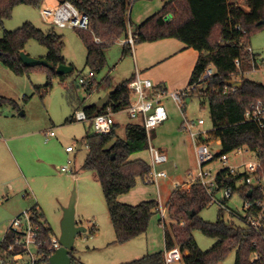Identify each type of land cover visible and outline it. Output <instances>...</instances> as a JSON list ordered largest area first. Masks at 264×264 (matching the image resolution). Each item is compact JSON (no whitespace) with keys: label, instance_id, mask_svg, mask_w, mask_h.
<instances>
[{"label":"trees","instance_id":"obj_1","mask_svg":"<svg viewBox=\"0 0 264 264\" xmlns=\"http://www.w3.org/2000/svg\"><path fill=\"white\" fill-rule=\"evenodd\" d=\"M46 0H0V24L11 17L16 6L25 5L40 8ZM57 3L70 2L80 13L88 16L89 30H75L85 50V66L90 77L102 70L106 62V51L122 39H126L130 20L128 12L137 0H55ZM163 5L137 26L131 34L134 45L152 43L164 39H174L186 49H193L198 58L192 70L186 96L207 102L209 118L212 124L211 136L219 141L220 155L236 149L252 152L264 166V130L244 121L245 112L256 102L264 104V85L245 79V73L257 70L256 57L249 53L251 37L264 29V0H244L248 11L229 0H160ZM173 19L166 22L164 17ZM34 40L47 50L45 60L51 69L43 66L24 67L19 54L26 44ZM98 40L99 42H96ZM64 47L62 36L53 31L43 33L32 24L25 23L14 31H4L0 38V64L16 76L28 75L31 71L46 73L47 82L43 88H35L36 93L51 88V80L63 76L55 74V68L65 65L62 57ZM131 48L123 45V55H130ZM238 63V67L236 65ZM213 74L206 80H200L207 68ZM232 75L242 82L238 89L225 87L224 82ZM107 82V78L105 79ZM130 80L118 84L108 97L105 107L94 104L82 110L88 119L103 114L107 109L112 114L125 110L129 102L127 86ZM85 83L81 86L84 87ZM91 85L86 90H91ZM109 87V85H108ZM157 88L154 93L160 91ZM11 104L12 100L0 96V107ZM79 110V109H76ZM74 110V111H76ZM72 116L65 124L72 123ZM117 125H113L107 135L85 134L87 149L81 169L93 172L102 190L110 224L114 231V244L123 245L129 240L147 231L149 220L157 213L158 202H141L137 205L123 204L118 201L120 195L128 193L137 179H145L149 165L134 155L147 150L146 132L141 123L127 124L124 138L116 134ZM231 180V179H229ZM211 204L210 197L198 185H192L189 192L174 190L167 202L173 223L163 226L164 251L146 255L125 264H165L164 252L177 248L182 254L183 264H218L235 250L234 264H264L263 237L246 227H236L217 220L207 223L198 218L197 213ZM195 211L191 220L186 213ZM34 212L33 221L40 224L41 238L46 241L42 250L44 264H49L52 253L50 239L53 233L38 211L36 205L30 207ZM183 219L184 225L180 226ZM176 223V228L172 224ZM198 230L204 236L216 239L217 243L202 252L192 236ZM12 234L6 232L0 243V249L12 240ZM69 254L71 264H81Z\"/></svg>","mask_w":264,"mask_h":264},{"label":"rangeland","instance_id":"obj_2","mask_svg":"<svg viewBox=\"0 0 264 264\" xmlns=\"http://www.w3.org/2000/svg\"><path fill=\"white\" fill-rule=\"evenodd\" d=\"M229 3L248 11L244 0H229ZM47 5L52 4L45 2L38 9L25 5L16 6L11 17L0 24V38L4 31H14L25 23L32 24L43 33L53 31L56 35L62 36L64 43L62 57L65 65L72 68V72L64 75L63 81L58 77L52 78L51 88L38 94L35 88L44 87L47 82L46 73L31 71L28 75L16 76L0 64V96L12 100L16 105L13 107L11 104H3L0 107V129L3 131L0 133V145H8L12 151V154L7 150V153H0V202L2 195L9 198L0 205V243L11 221L19 214L14 215L10 208L9 202L13 201L11 197L25 202V207L21 211L23 212L35 204L34 196L37 198L39 196L45 207L46 222L53 237L58 238L63 209L67 207L74 192L75 221L86 229L74 242L73 257L77 262L125 264L163 251V227L158 212L151 216L144 234L123 245L113 243L114 231L100 185L93 172L81 169L87 154L84 136L87 133L94 134V131L89 123L65 124L74 110H82L103 98L107 93L108 85H118L123 82V73L128 69L125 66L126 61H121V47L114 44L106 51L104 67L91 78L90 70L85 66L86 50L76 31L52 27L41 18L39 12ZM161 8L160 0L135 1L131 5V12H128L129 31H133ZM146 10L148 12L145 13V17L142 19L137 17ZM250 49L255 54L257 70L247 72L244 77L264 85V29L251 37ZM23 52L36 60L44 59L47 55V50L34 40L26 44ZM233 79L237 80L238 77L235 76ZM83 83H85L84 87L81 86ZM89 84H92L91 90L87 91ZM161 104L166 110L167 120L157 126L154 132H150V143L155 148H161L166 154L168 162L160 166L159 170L165 172L167 177L159 180L157 186L146 184L145 179H137L131 192L123 195H128L129 201L134 203L131 205L149 200L157 201L158 206L160 203L161 207L166 208L164 226H167L173 223L167 205L171 193L174 189L189 192L192 186L189 185L190 175L195 176L197 173L195 143L184 126L193 123L195 125L193 132L205 133L202 137L207 140L205 143L213 154L220 152L221 148L219 142L210 134L212 124L206 101L194 97L184 98L183 109H180L171 98L163 97ZM113 119L119 123L116 134L123 139L125 125L131 121L124 112L115 115ZM199 120L203 121L202 126H197ZM48 131H53L55 137L47 140L45 133ZM14 136L18 137L13 139ZM79 141L82 143L81 150H77ZM68 145L75 149L70 155L65 152ZM136 156L149 162L147 151L133 157ZM227 158L226 165L231 166L252 161L255 155L241 152L237 159L233 154H228ZM62 168H67L69 172H62ZM206 168H209L214 175L221 170L222 165L216 161ZM222 197V191L215 192V200L219 201ZM226 206L242 214V199L238 195L228 200ZM197 216L207 223H215L222 218L225 224L240 228L243 226L237 218L231 217L228 211H221L216 203L199 211ZM180 221V226L184 225L183 219ZM176 223L172 224L175 228ZM192 236L202 252L217 243L216 239L208 238L198 230L193 231ZM32 253L35 254L34 249ZM234 261L235 250L218 264H234ZM172 264H183V262Z\"/></svg>","mask_w":264,"mask_h":264},{"label":"built area","instance_id":"obj_3","mask_svg":"<svg viewBox=\"0 0 264 264\" xmlns=\"http://www.w3.org/2000/svg\"><path fill=\"white\" fill-rule=\"evenodd\" d=\"M40 16L44 22L58 29L66 30H89V19L85 14L80 13L70 2L56 3L55 5L43 6L40 10ZM173 17L167 15L164 17L166 22L171 21ZM99 42L98 40H95ZM130 48L134 45V38L128 31L127 38L123 42ZM251 54V50H248ZM238 67V63H236ZM252 62L251 71H255ZM250 71V72H251ZM213 74L209 67L205 69L200 80H206ZM246 74V73H245ZM236 75H232L233 79ZM236 80V79H234ZM129 102L124 112L131 121H139L142 124L147 137V152L149 154V173L145 178L146 184L158 185V181L165 179L166 173L159 170V167L168 162L167 156L150 143V132L157 126L167 120V113L161 104V98L165 95L164 91L154 93L155 87L150 80L136 74L129 82L128 86ZM188 87L181 91H174L168 94L175 105L183 109V99L186 96ZM233 90V89H232ZM72 121L76 123H89L95 134L107 135L111 132L114 125L113 114L109 109L105 113L88 119L83 110L73 112ZM244 121L256 125L260 130H264V104L256 102L244 114ZM199 120L197 126L203 125ZM195 125L187 123L184 129L189 133L190 138L195 143L197 173L190 175L189 185H198L210 197L211 204L216 203L219 209L229 212L231 217L237 218L242 227H246L251 232L263 237L264 233V166L261 160L256 156L255 159L248 162H241L227 166L228 154H233L237 159L241 152L252 153L244 149H236L228 154L220 152L213 154L205 142H202L203 134L193 132ZM46 139L54 138L53 131L45 133ZM65 152L71 154L73 147H66ZM253 154V153H252ZM219 162L222 165L221 170L212 175V171L207 165L213 162ZM70 164V160L68 161ZM62 172L68 173L67 168H62ZM231 179V180H229ZM188 185V186H189ZM176 190V189H174ZM222 191L221 200H215V192ZM234 195L242 199V214L236 213L227 208V201ZM30 209V208H29ZM29 209L19 213L10 223L7 230L12 234V240L3 249H0V264H44V257L41 253L46 246V241L41 238L40 224L33 221L34 212ZM161 217L162 227L164 226L166 208L161 207L160 203L157 209ZM60 248L58 238L51 237L50 250L53 254ZM35 250V254L32 253ZM182 254L177 248L164 252L165 264H172L182 261Z\"/></svg>","mask_w":264,"mask_h":264},{"label":"crops","instance_id":"obj_4","mask_svg":"<svg viewBox=\"0 0 264 264\" xmlns=\"http://www.w3.org/2000/svg\"><path fill=\"white\" fill-rule=\"evenodd\" d=\"M45 2H47L48 4H52V5H55L57 3L55 0H46L44 1V3ZM147 12L148 10L142 11V14L141 13L138 14L137 17H140V19H142V17H145L144 15ZM123 42H124V39L116 43L118 44V46L121 47V61L122 60L126 61L125 66L128 69L127 72L123 73V76H124L123 82L126 80L131 81L134 78V76L138 73L142 77L150 79L152 83L154 84L155 90L157 88H160L161 91L165 92V95L162 96V98L169 97L168 94L171 91H181L187 87L192 70L198 58V53L195 50L184 48L183 44L177 40L164 39V40H160V41H156L152 43L135 44L131 48V54L124 56L123 55V45H124ZM116 86L117 85H110L109 87L107 86L106 91H108L109 89H114ZM123 112L124 111L117 113V114H113V117L115 115L122 114ZM113 121H114V125L119 126V123L115 121V119H113ZM137 122L139 121L138 120L131 121V123H128V124H135ZM2 132L3 131L0 129V133ZM151 132H154V129ZM17 137L18 136H14L12 138L15 139ZM201 139H202V142L207 141L206 139H203V138ZM81 145L82 143L79 141L77 150H81ZM70 146L71 145H68L67 147H70ZM157 149H159L162 153H164V151L161 148H157ZM6 150L10 154H12L11 147H9L8 145H0V153L1 152L5 153ZM148 157H149V154H148ZM132 158L142 159L140 156H136ZM27 189L29 190V187ZM1 197H2V201H5V202L8 201L9 199L8 196L2 195ZM11 199H13V201L9 202L11 206L10 208L12 209L13 214L16 215L24 209L25 202L17 200L15 199V197H11ZM34 199H35L34 205L37 206L38 211H40V213L44 216V209H45L44 204L40 200L39 196L38 198L37 196L36 197L34 196ZM2 201L0 202V205L2 204ZM118 201L120 203L128 204V205L134 204L133 202L129 201L128 195H121L120 197H118ZM45 221L47 220L45 219ZM158 252H161V251H158Z\"/></svg>","mask_w":264,"mask_h":264},{"label":"water","instance_id":"obj_5","mask_svg":"<svg viewBox=\"0 0 264 264\" xmlns=\"http://www.w3.org/2000/svg\"><path fill=\"white\" fill-rule=\"evenodd\" d=\"M21 62L24 67L34 68L38 66L47 67L49 69L52 66L45 59H33L28 57L24 52L19 54ZM55 74L57 76H63L72 72V68L66 65H60L55 68ZM242 82L240 80L228 79L224 82L225 87L230 89H238ZM113 92V89H109L107 93L96 104V107L103 108L108 103V97ZM74 204L75 193L73 192L69 203L66 208L63 209V216L60 222V235L58 242L60 248L57 249L49 258V264H71L69 254L74 251V242L77 236L85 232V228L80 226L75 221L74 217ZM195 215V211L190 210L186 213L187 219L191 220ZM222 221V218L220 219Z\"/></svg>","mask_w":264,"mask_h":264}]
</instances>
